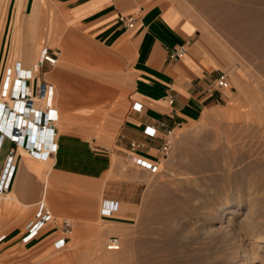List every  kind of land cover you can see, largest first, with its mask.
Wrapping results in <instances>:
<instances>
[{
  "label": "crops",
  "instance_id": "obj_1",
  "mask_svg": "<svg viewBox=\"0 0 264 264\" xmlns=\"http://www.w3.org/2000/svg\"><path fill=\"white\" fill-rule=\"evenodd\" d=\"M0 5V22L6 21L1 17L5 6L13 15L10 49L15 60L10 77L16 78L15 63L21 61L35 76L28 82L30 90L39 83L52 85L53 101L58 102L54 104L59 115L54 154L42 161L9 139L0 146V170L5 155L14 151L15 175L9 199L14 202L12 207L20 205L18 214L27 212L34 202L46 204L47 198L57 212L81 207L80 202L73 206L69 198L84 199L95 207L102 173L109 170L113 157L126 160L131 143H135L136 154L157 161V149L169 132L196 121L227 98L229 86H215L219 76L227 78V64L208 46L199 23L165 0H0ZM53 8L59 11L56 21L68 26V33H77L98 46L103 58L106 50L114 58L131 54L126 90L115 93L105 84L89 83L87 88L96 90L91 93L84 79L74 77L65 67H36L34 55L40 47L57 50L46 45L52 37ZM128 19L134 21L131 29L125 27ZM8 34L2 26L0 66ZM182 44L187 47L186 54L170 59L171 51ZM7 93L0 77L1 101H8ZM8 209V203L0 204L3 212ZM101 209L102 203L98 221ZM124 210V206L119 211L117 207L112 216L123 215ZM6 219L10 222V216Z\"/></svg>",
  "mask_w": 264,
  "mask_h": 264
},
{
  "label": "rangeland",
  "instance_id": "obj_2",
  "mask_svg": "<svg viewBox=\"0 0 264 264\" xmlns=\"http://www.w3.org/2000/svg\"><path fill=\"white\" fill-rule=\"evenodd\" d=\"M4 1L7 0H1V3ZM165 1L176 5L183 13L199 23L201 34L208 39V46L216 51L227 64L226 72L229 84V88L225 89L227 98L218 106L205 110L196 121L184 124L170 132L167 136L171 140L169 153L165 157L157 154V159L160 162L158 173L150 174L147 170L126 161L123 157H113L109 170L102 173L101 194L95 207H90L84 199L69 198L73 202V206L78 204L75 202H80L81 207L72 208V212L68 213L57 212L47 198L45 206L52 211L54 219L29 242H22L21 237L25 230V224L34 215L37 202H34L27 212L18 214L20 205L11 206L14 202L9 199L10 191L0 197V204L8 203L11 207L8 212L0 210V232L6 234V239L0 244V264H109L103 262L101 257L105 253L104 251H107L106 243L110 237H117L121 243L124 242L126 248H124L122 256L125 257L130 253L124 241L126 236L128 237V232L132 233L134 239L148 237L157 243L162 241L161 233L166 228L167 223L168 229L171 230H176L183 224L188 226L190 230H195L197 224L191 209L197 203L199 204V201L196 203L188 198L182 203L183 207L176 201L186 197L190 189L200 190L202 194L208 193V202L212 203L211 208L209 207L210 213H214L218 208H224L226 212L238 209L239 198L235 197L236 193L227 192V189L226 194L229 195V199L220 201V195L215 191L218 184L225 185V183L216 180L222 177V171L215 169L197 175H185L182 173L181 166L189 161L199 159L205 154H210L212 151L215 152L220 147L225 149L227 154H230L234 142L226 143L227 133L229 132V137L241 135L239 122L243 121V115L255 114L259 110H264V0ZM7 7H4V12L1 15L2 19L6 18V21L0 22V29L5 26V30L9 33L4 37L7 48L1 61L0 77L7 68L10 67L12 71V63L15 60L10 49L13 15ZM2 8L0 5V14ZM58 13L59 11L55 8L51 10L53 15V21L50 22L52 37L46 44L61 53L55 69L65 67L74 77L83 78L86 82V90L89 89L87 88L89 83L105 84L110 89H114L113 92L115 93L126 90L130 78L131 54H123L114 58L106 50V56L103 58V52L98 46L77 33H68L70 28L56 21V14ZM22 14L23 16L26 15L24 11ZM40 49L41 47L35 53L34 61L39 56ZM95 91L89 89L91 93H96ZM95 103L104 104L105 102H85L84 104ZM54 104H58V102L55 101ZM215 143L218 145L216 146ZM188 150L193 151L195 156L190 157L186 152ZM228 159L231 163L232 159L225 157V160L221 161L220 159L219 164L229 163ZM233 169L236 171L238 167ZM204 177L208 180L199 186L197 183L200 184ZM191 178H198L199 180L195 181L196 184L192 186L189 183ZM188 186L190 187L187 188ZM103 199L119 202L118 211L122 206L125 207L123 215L112 216L114 211L109 216L102 215V218L107 221V226L113 225L112 227H114L116 225L117 227L112 228L103 225L100 229L96 228L100 224L96 217L99 216L98 212ZM167 200L171 203L170 205H168L169 203L166 204ZM162 202H165L164 205L166 204L167 207L170 206L168 207L169 210L175 207L168 214V219L171 218L172 221L165 222L162 218L159 220L160 216H152L146 222L145 218L150 211H155L158 207L159 209L164 208V205L161 206ZM222 204L225 205L222 206ZM188 205L191 206H189L191 209H187ZM242 205L239 214L232 218L236 220L242 218L246 210V205ZM261 206L264 207V204L262 203ZM178 208L180 212L177 211ZM185 208L190 212H187ZM263 210L264 208H262ZM9 216L10 222L6 219ZM63 218L71 221L72 228L64 247L56 249L53 242L61 236L60 223ZM13 219L15 221L12 223ZM112 219L122 221L124 224L114 222ZM261 221L264 222V219ZM215 224L218 225L219 223L216 222ZM120 226H123V230ZM146 230L150 232V235L145 234ZM123 232L127 233L124 234ZM96 241L100 242L103 249L94 250L92 248ZM245 242L251 244L253 241L246 239ZM218 249H220V243L215 240L212 241L208 237V256ZM132 254L137 256L136 252ZM258 254L260 256L261 252ZM261 263L263 261L258 259L253 264Z\"/></svg>",
  "mask_w": 264,
  "mask_h": 264
},
{
  "label": "bare ground",
  "instance_id": "obj_3",
  "mask_svg": "<svg viewBox=\"0 0 264 264\" xmlns=\"http://www.w3.org/2000/svg\"><path fill=\"white\" fill-rule=\"evenodd\" d=\"M38 58L39 56L37 59ZM239 123L241 125L239 129L241 135L229 137L230 135L228 136V132L226 136L227 140L225 138L226 143L234 142L230 154H227L228 152L226 153L225 149L220 147L217 148L218 150L215 152L212 151L210 154H205L201 158L189 161L181 166L182 173L185 175H197L215 169L222 171V177L215 179L225 183V185L218 184L217 187H215V191L220 195V201L229 199V195L226 194L227 189V192L236 193L235 197L239 198L238 209L226 212L224 208H218L214 213H210L209 207L212 203L210 204L208 202V193L202 194L200 190L188 189L187 196L180 199L178 198L179 200L176 201L182 205L181 207L184 206L182 203L188 198H190L191 201H199V204L196 202L197 205H194L192 209L190 208L192 204L187 207V209H191L195 223L197 224V227L194 225L195 230H190L189 227L184 226V224L180 225V228L176 230H171L168 229L169 225L167 223L166 228L161 233V238L163 239L162 241H158L160 242H157L158 244L151 241L148 237L134 239L131 235L132 233L128 232V237L126 236L124 241L130 253L127 254L126 252L127 256H122L124 248L126 247L124 242H120L118 250H110L106 247L107 251H104V254L102 253V257L100 256L103 262L109 264H253L260 259L263 261L261 264H264V222L261 221L264 219V210L262 211L264 207L261 206L262 203L264 204V110H259V112L255 114L247 113L243 115V121ZM215 144L216 146L218 145V143ZM186 152L190 157L195 156L194 152L191 150ZM225 157L231 158L232 162L230 163L228 159L229 163L226 162L223 164L220 162L221 164H219L220 159L221 161L225 160ZM237 167L238 169L235 171L233 168ZM191 179L189 183L192 186L196 184L195 181L199 180L198 178ZM202 180L200 184L197 183L199 186L205 184L204 182L208 179L204 177ZM189 187L190 186L187 188ZM187 202L190 203L189 201ZM41 203L45 205L44 202H39L37 205ZM162 203L161 206H163L165 202ZM168 203L169 201L166 202V204ZM166 204L164 208L159 209L158 207L155 211L147 212L148 216L145 218L146 220H143L147 222L152 216H160L159 220L162 218L165 222L169 221L171 218L169 217L170 219H168V214L170 210L172 211V208L175 207L169 210L168 207L170 206L167 207ZM170 204L171 203L168 205ZM242 204L246 205V210L244 209L245 211L242 218L240 217V220L232 218L234 215L239 214ZM223 205L225 204H222V206ZM175 206L177 205L175 204ZM173 210L175 211V209ZM177 211L180 212L179 208ZM187 212H190V210ZM175 213L177 214V212ZM175 213H173V215ZM171 221L172 220H170V222ZM216 222L219 224L216 225ZM98 223H100L96 227L98 229L102 228L103 225L106 227L113 226V223H110L112 226H110L109 223V226H107V221H105L102 216ZM114 227L117 226L115 225ZM123 233L126 234L127 232ZM145 234L150 235V232L146 230ZM208 237L212 241L215 240L220 243V249L212 252L210 256H208ZM246 239H250V241L253 242L251 244L246 243ZM92 248L94 250L103 249L99 241H96ZM133 252H136L137 256H134L132 254ZM259 252H261L260 256L258 254Z\"/></svg>",
  "mask_w": 264,
  "mask_h": 264
},
{
  "label": "built area",
  "instance_id": "obj_4",
  "mask_svg": "<svg viewBox=\"0 0 264 264\" xmlns=\"http://www.w3.org/2000/svg\"><path fill=\"white\" fill-rule=\"evenodd\" d=\"M134 25L133 19L125 23L126 29ZM187 52L186 45L182 44L173 49L169 55L170 59L183 57ZM59 52L43 47L36 61V67L48 64L54 67L58 61ZM15 69L17 78L10 77L11 68L4 70L1 77L4 90H8V101L0 100V146L4 139H9L16 147L26 151L28 155L39 160H45L55 152L54 136L55 125L58 121V111L54 106L52 85L39 83L32 92L29 88V81L35 76L31 75V68L23 67L21 61H16ZM226 76L221 75L215 81L217 88H227ZM12 103V104H11ZM38 104L39 107L36 105ZM170 132L167 134L169 136ZM166 136L165 142L157 149L158 154L165 157L171 147V140ZM138 145L131 143L130 151L125 155L126 161L147 170L150 174L159 172L160 162L151 161L135 153ZM15 175L14 151L11 149L4 158L0 170V197L5 195L11 188ZM118 203L113 200L102 202V215L109 216L116 210ZM54 219L51 211L44 205H37L33 217L24 226L22 242L26 243L38 235V233ZM72 228L69 219L61 221V236L54 240L56 249L64 247L67 236ZM5 235L0 233V244L4 241ZM120 241L117 237H110L106 247L110 250H118Z\"/></svg>",
  "mask_w": 264,
  "mask_h": 264
}]
</instances>
